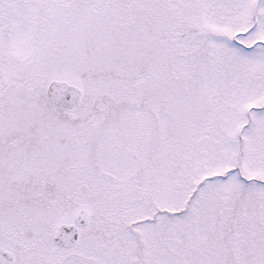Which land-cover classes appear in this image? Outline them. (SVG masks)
<instances>
[{
    "label": "snow or ice",
    "instance_id": "snow-or-ice-1",
    "mask_svg": "<svg viewBox=\"0 0 264 264\" xmlns=\"http://www.w3.org/2000/svg\"><path fill=\"white\" fill-rule=\"evenodd\" d=\"M0 264H264V0H0Z\"/></svg>",
    "mask_w": 264,
    "mask_h": 264
}]
</instances>
